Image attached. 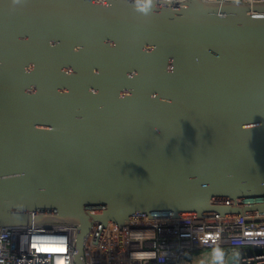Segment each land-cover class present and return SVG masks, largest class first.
<instances>
[{"label": "water", "instance_id": "water-1", "mask_svg": "<svg viewBox=\"0 0 264 264\" xmlns=\"http://www.w3.org/2000/svg\"><path fill=\"white\" fill-rule=\"evenodd\" d=\"M144 2L0 0V230L76 225L75 264L97 224L264 217V4Z\"/></svg>", "mask_w": 264, "mask_h": 264}, {"label": "built area", "instance_id": "built-area-1", "mask_svg": "<svg viewBox=\"0 0 264 264\" xmlns=\"http://www.w3.org/2000/svg\"><path fill=\"white\" fill-rule=\"evenodd\" d=\"M179 2L184 0H163ZM264 4V0H205ZM35 216V214H34ZM134 216L128 225L97 224L85 241V264H191L200 250L225 249L214 264H264V217ZM78 228L32 223L0 230V264H75ZM62 249V251H61Z\"/></svg>", "mask_w": 264, "mask_h": 264}, {"label": "crops", "instance_id": "crops-1", "mask_svg": "<svg viewBox=\"0 0 264 264\" xmlns=\"http://www.w3.org/2000/svg\"><path fill=\"white\" fill-rule=\"evenodd\" d=\"M225 249H214V250H200L192 254L190 257L191 264H214L219 259L224 258L223 254ZM217 253L220 255L217 256ZM227 262V261H226Z\"/></svg>", "mask_w": 264, "mask_h": 264}, {"label": "clouds", "instance_id": "clouds-1", "mask_svg": "<svg viewBox=\"0 0 264 264\" xmlns=\"http://www.w3.org/2000/svg\"><path fill=\"white\" fill-rule=\"evenodd\" d=\"M137 3L138 4H141V0H137ZM151 3V0H145L144 4L141 5V10H145L146 8V5L147 4H150ZM220 254L217 253V256H219ZM60 264H63V262H60Z\"/></svg>", "mask_w": 264, "mask_h": 264}, {"label": "snow or ice", "instance_id": "snow-or-ice-1", "mask_svg": "<svg viewBox=\"0 0 264 264\" xmlns=\"http://www.w3.org/2000/svg\"><path fill=\"white\" fill-rule=\"evenodd\" d=\"M61 251H62V249H61Z\"/></svg>", "mask_w": 264, "mask_h": 264}]
</instances>
